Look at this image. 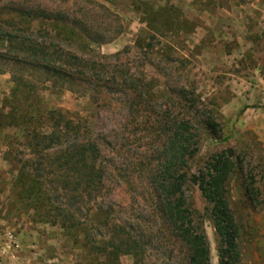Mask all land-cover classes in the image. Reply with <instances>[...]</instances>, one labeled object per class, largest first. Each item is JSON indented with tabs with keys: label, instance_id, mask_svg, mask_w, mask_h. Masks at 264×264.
I'll return each mask as SVG.
<instances>
[{
	"label": "rangeland",
	"instance_id": "374dc122",
	"mask_svg": "<svg viewBox=\"0 0 264 264\" xmlns=\"http://www.w3.org/2000/svg\"><path fill=\"white\" fill-rule=\"evenodd\" d=\"M19 4L62 10L69 20H79L104 41L92 47L94 53L118 54L106 61L108 71L125 74L144 89L142 104L137 99L139 105L131 112L118 96L95 103L70 92L53 94L44 86L37 93L43 109L76 114L103 141L105 185L87 208L104 206L135 229L143 225L151 236L157 232L156 250L146 254L150 263L162 264L167 254L170 264H183V251L162 239L148 172L162 143L160 122L189 119L199 137V152L189 163L185 195L204 226L210 264H218L198 173L214 155L230 149L243 163L246 183H264V0H0V44L7 34L16 42L19 36H29L19 35V23L14 28L6 24L9 8ZM17 84L19 67L0 56L2 126L9 125L1 120L7 104L19 103V95H11ZM208 118L215 134L201 124ZM22 134L15 127L0 130V264H105L86 245L88 235L100 241L97 222L87 227L86 212L73 210L61 199L39 204L40 194L52 193L53 187H38L31 169L23 165L30 158L19 148ZM242 185L238 175L230 177V207L239 223L242 264H264V202L251 205ZM59 205L78 226H61L62 218L54 210ZM131 261L120 259L122 264Z\"/></svg>",
	"mask_w": 264,
	"mask_h": 264
},
{
	"label": "trees",
	"instance_id": "16d2710c",
	"mask_svg": "<svg viewBox=\"0 0 264 264\" xmlns=\"http://www.w3.org/2000/svg\"><path fill=\"white\" fill-rule=\"evenodd\" d=\"M8 12V28L19 23V35L29 36H19L16 42L17 38L7 34L0 44L4 52L0 56L19 67V85L11 91L13 97L19 95V103L11 100L7 104L8 111L1 120L9 125L0 122V130L15 127L23 132L19 148L30 158L23 165L31 169L38 187L52 185V193L40 194L39 204L61 199L73 210L86 212V226L97 222L102 232L100 241L88 235L86 245L95 249L105 264H122V257H129L130 264H152L146 254L156 250L153 239L157 232L151 236L143 225L135 229L104 206L87 208L99 199L105 185L106 168L100 160L103 141L92 135L76 114L43 109L37 95L41 86L53 94L70 92L95 103L113 95L131 112L139 101L142 104V85L125 74L108 71L106 61L118 54L102 57L94 53L92 47L104 41L79 20H69L66 12L29 4H19ZM146 48H150L149 43ZM35 75L41 79L32 81ZM201 124L206 131L216 133L209 118ZM160 126L162 143L153 170L148 172V182L155 194V216L164 233L162 239L183 251V264H210L204 226L195 218L185 195L189 163L199 152L198 134L189 119L167 118ZM198 174V190L207 203V220L217 241L218 264H242L239 223L230 207V177L239 176L244 196L255 206L264 202V183L259 185L253 179L246 183L243 163L230 149L214 155ZM54 210L62 218L61 226L79 225L74 216L63 214L66 207L59 205ZM171 258L166 254L162 264H170Z\"/></svg>",
	"mask_w": 264,
	"mask_h": 264
}]
</instances>
